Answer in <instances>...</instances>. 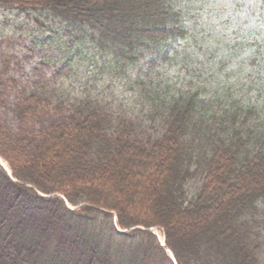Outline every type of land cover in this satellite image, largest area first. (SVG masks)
Returning <instances> with one entry per match:
<instances>
[{"label": "trees", "instance_id": "trees-1", "mask_svg": "<svg viewBox=\"0 0 264 264\" xmlns=\"http://www.w3.org/2000/svg\"><path fill=\"white\" fill-rule=\"evenodd\" d=\"M180 2L0 0L33 22L42 16L54 37L53 22L79 35L68 68L80 57L92 78L139 84L118 112L109 95L82 87L92 78L77 89L39 79L18 92L11 175L0 166V264L150 263L163 254L151 227L177 264H264V130L250 124L264 125V103L223 90L200 105L197 91L134 77L163 58V40L186 37ZM61 97L60 121L36 135L19 124Z\"/></svg>", "mask_w": 264, "mask_h": 264}, {"label": "rangeland", "instance_id": "rangeland-1", "mask_svg": "<svg viewBox=\"0 0 264 264\" xmlns=\"http://www.w3.org/2000/svg\"><path fill=\"white\" fill-rule=\"evenodd\" d=\"M180 1V6H176V9L186 26V37L163 40L160 43L164 52L163 58H159L152 65L148 76L140 68L136 69L134 77H140L143 82L148 81V78L155 84L164 82L173 90L179 87L189 90L190 93L197 91L199 95L196 101L200 105L206 104L210 96L224 90L228 95L233 94L242 101L247 100L249 95L257 107H262L264 0H234L232 4L228 0ZM38 19V23L33 22L25 14H18L17 10L0 5V163L7 171L10 170L7 158L10 157L11 136L14 129L16 131L19 128L9 109L13 107V101L22 87L40 79L47 82L50 88L64 84L69 89H77L80 84L85 83L84 79L92 78L87 74L89 68L94 66L92 62L84 67L79 57L68 68L77 48L75 42L79 35L70 31L71 28L66 30L53 22L51 26L59 30L58 36L54 37L56 32L51 34L42 28L49 25V22L42 16ZM83 37L89 41L90 36ZM90 50L93 48L90 47ZM9 77L17 83L7 82ZM108 83L105 76L98 74L97 70L88 84L82 87L91 86L89 91L96 93L99 99L100 96L109 95L108 100L113 101L115 112L119 111V106L132 105L135 100L130 96V90L139 88V84L132 83L128 77L125 82L119 81L116 85ZM60 100L58 109L45 107L33 122L23 121L19 124L24 123L31 127V133L35 134L42 127L60 121L68 113L64 97ZM122 115L128 117L125 113ZM250 124L258 128L259 132L264 130V125L261 127L258 122L250 120ZM28 133L26 130L25 134ZM197 185L198 181L194 183V186ZM66 205L75 207L70 203ZM95 215L99 219L101 214ZM97 222L103 221L99 219ZM117 229L121 230L119 227ZM150 230L157 237V241L161 242L162 230L157 227ZM144 264H173V261L171 255L165 251L157 260Z\"/></svg>", "mask_w": 264, "mask_h": 264}]
</instances>
